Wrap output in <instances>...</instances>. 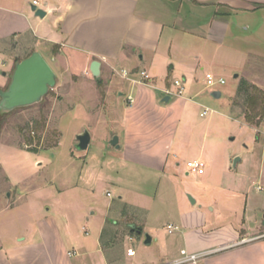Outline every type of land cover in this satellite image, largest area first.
I'll use <instances>...</instances> for the list:
<instances>
[{
	"label": "crops",
	"instance_id": "1",
	"mask_svg": "<svg viewBox=\"0 0 264 264\" xmlns=\"http://www.w3.org/2000/svg\"><path fill=\"white\" fill-rule=\"evenodd\" d=\"M33 7L45 16L37 17ZM35 51L55 72L57 88L64 87V74L78 68L86 73L99 61L109 90L118 87L120 97L127 90L129 104L120 109V126L109 139L119 138L114 153L121 164L118 168L131 177L139 168L164 172L180 165L175 161L183 159L179 129L183 121L190 122L189 103L204 106L196 99L198 85L206 84L208 73L218 79L235 74L228 102L231 112L227 109L223 116L242 120L257 131L238 109L232 112V101L243 79L264 91V0H0L1 90L8 87L15 65ZM123 71L130 75L125 78ZM142 72L150 80L139 76ZM122 80H128L126 88ZM175 80L185 87L182 97L167 93L176 91ZM216 91L221 98L223 91ZM120 102L115 104L121 108ZM200 116L205 117L202 112ZM187 159L203 161L207 167L212 157L202 144ZM36 165L44 163L38 160ZM0 170L8 176L1 165ZM8 177L4 183L12 186ZM17 184L29 185V181ZM39 185L30 183L26 199L24 192L13 195L9 187L3 190L0 264H140L137 253L129 257L127 251L134 248L129 244L133 236L143 234L151 238V244L145 240L144 245L155 243L158 249L151 264L175 262L182 251L209 253L199 264H264V242L238 244L264 229V214L258 221L248 200L243 213L230 207L232 213L223 215L215 205L204 210L198 197L207 198L205 192L189 196L190 200L177 196L176 212L171 210L174 219L165 223L161 234L150 219L152 211L129 202L125 195L120 196L118 207L132 206L139 212H115L106 219L96 212L88 217L80 210L74 212V225L69 219L61 223L56 207H45L38 198ZM199 185L203 190L210 187L208 180ZM212 188L215 193L217 188Z\"/></svg>",
	"mask_w": 264,
	"mask_h": 264
},
{
	"label": "rangeland",
	"instance_id": "2",
	"mask_svg": "<svg viewBox=\"0 0 264 264\" xmlns=\"http://www.w3.org/2000/svg\"><path fill=\"white\" fill-rule=\"evenodd\" d=\"M234 75L212 88L207 83L198 85L200 94L196 100L204 106L189 103L193 107L190 122L183 121L179 129L183 159H174L179 166L173 164L164 172L139 168L131 177L118 168L121 164L114 154L116 147L110 145L112 139H109L120 126V109L129 104L127 90L120 97L118 87L109 90L108 79L102 76L95 79L90 71L83 73L81 68L64 74V87L56 85L41 102L9 112L0 111V165L12 183V186L4 183L7 177L0 170V207L6 201L3 195L6 187L13 195L24 192L26 199L30 183L34 182L40 183L38 198L47 204L45 207L55 206L58 220L62 223L69 219L72 225L77 221L74 212L80 210L88 217L96 212L97 217L106 219L115 212L121 215L137 212L132 206L118 207L120 196L125 195L129 202L145 211L150 209L152 224L164 234L163 226L174 219L175 198L190 200L189 196H199L200 192L207 195L204 200L198 197L205 211L206 207L210 210L215 205L223 215L229 214L230 207L243 213L248 200L259 221L264 214V123L255 133L242 124V120L223 116L227 109L231 112L228 102ZM178 77L182 80V75ZM204 78L206 80L205 75ZM128 83V80L121 81L123 88ZM188 86L189 83V89ZM219 89L223 95L217 99L212 93ZM116 101H121V108ZM206 109L208 115L201 117L200 113ZM85 130L92 140L87 151L82 152L76 149V138ZM202 144L210 151L212 160L203 175H187V157L192 158ZM237 158L240 161L235 165ZM38 160L44 163L42 167L36 165ZM24 179L29 185L17 184ZM200 180H208L209 189L203 190ZM259 186L262 191L257 190ZM212 187L217 188L215 193ZM107 192L111 193L110 197ZM69 199L77 201L72 203ZM139 217L142 218V214ZM0 222H4V218ZM146 236L134 235V240L129 241L137 253L135 260L140 264H151L159 254L155 243L151 247L144 245Z\"/></svg>",
	"mask_w": 264,
	"mask_h": 264
},
{
	"label": "water",
	"instance_id": "3",
	"mask_svg": "<svg viewBox=\"0 0 264 264\" xmlns=\"http://www.w3.org/2000/svg\"><path fill=\"white\" fill-rule=\"evenodd\" d=\"M37 17L43 18L45 12L36 7L32 8ZM90 72L95 79L101 77V62L94 61L90 66ZM57 76L43 55L35 51L29 57L18 62L10 78L8 87L0 89V111L9 112L17 108L35 105L48 95L56 86ZM212 96L219 98L221 93L214 91ZM169 97L165 99L168 101ZM76 149L78 151H87L91 143V135L88 131L77 136ZM119 138L114 136L110 145L119 148ZM240 159H235L236 165ZM192 202H194L192 200ZM139 234L142 231H138ZM146 245L151 244V238L146 236Z\"/></svg>",
	"mask_w": 264,
	"mask_h": 264
},
{
	"label": "built area",
	"instance_id": "4",
	"mask_svg": "<svg viewBox=\"0 0 264 264\" xmlns=\"http://www.w3.org/2000/svg\"><path fill=\"white\" fill-rule=\"evenodd\" d=\"M33 5H38L37 1L33 2ZM123 76L127 78L130 73L123 71ZM141 77L145 80L148 81L150 80V77L145 73H141ZM206 83L207 86L212 88L216 84H224L225 81L223 79H215V77L208 73L206 74ZM174 87L176 88V91L174 93H171V91H167L169 95H174L177 97H182L185 93V87L180 80H175L173 82ZM129 101L131 102L132 99L129 98ZM209 113L208 109H206L203 113L202 116H205ZM206 169V164L203 161L196 160V161H189L186 164V171L188 175H203L205 173ZM258 191H262V188L259 186L257 188ZM108 196H110V193H108ZM171 231H173V227L169 226L168 228ZM177 229V228H175ZM257 240H264V232L256 237H251V238H244L242 239L238 244H247L251 242H255ZM136 254L135 250L133 248L129 249L127 251V255L129 257H134ZM209 255V253L202 252V253H188L187 251H182L181 252V257L179 260L172 262V263H166V264H199L201 261L205 260V258Z\"/></svg>",
	"mask_w": 264,
	"mask_h": 264
},
{
	"label": "trees",
	"instance_id": "5",
	"mask_svg": "<svg viewBox=\"0 0 264 264\" xmlns=\"http://www.w3.org/2000/svg\"><path fill=\"white\" fill-rule=\"evenodd\" d=\"M100 83V82H99ZM241 110L245 122L254 128L264 123V91L246 80H241L232 101V112Z\"/></svg>",
	"mask_w": 264,
	"mask_h": 264
}]
</instances>
